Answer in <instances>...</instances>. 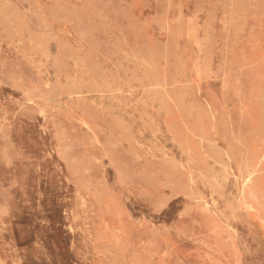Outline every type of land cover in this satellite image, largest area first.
Segmentation results:
<instances>
[{
  "label": "rangeland",
  "instance_id": "obj_1",
  "mask_svg": "<svg viewBox=\"0 0 264 264\" xmlns=\"http://www.w3.org/2000/svg\"><path fill=\"white\" fill-rule=\"evenodd\" d=\"M263 156L264 0H0V264H264Z\"/></svg>",
  "mask_w": 264,
  "mask_h": 264
},
{
  "label": "bare ground",
  "instance_id": "obj_2",
  "mask_svg": "<svg viewBox=\"0 0 264 264\" xmlns=\"http://www.w3.org/2000/svg\"><path fill=\"white\" fill-rule=\"evenodd\" d=\"M9 33H10V32H9ZM6 35H7V34H6ZM10 35H11V33H10ZM10 35H9V36H10ZM73 62H74V61H73ZM263 158H264V156H263ZM260 161H261V160H260ZM255 172H256V171H255Z\"/></svg>",
  "mask_w": 264,
  "mask_h": 264
}]
</instances>
